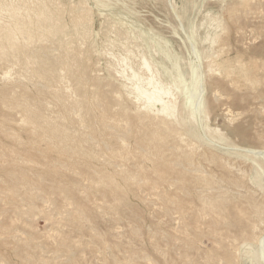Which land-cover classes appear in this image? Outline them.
Returning <instances> with one entry per match:
<instances>
[{
  "label": "rangeland",
  "instance_id": "rangeland-1",
  "mask_svg": "<svg viewBox=\"0 0 264 264\" xmlns=\"http://www.w3.org/2000/svg\"><path fill=\"white\" fill-rule=\"evenodd\" d=\"M6 3L48 4L63 32L33 23L25 50L0 49V264H264V0ZM134 72L177 102L158 142L163 117L135 97Z\"/></svg>",
  "mask_w": 264,
  "mask_h": 264
},
{
  "label": "bare ground",
  "instance_id": "bare-ground-1",
  "mask_svg": "<svg viewBox=\"0 0 264 264\" xmlns=\"http://www.w3.org/2000/svg\"><path fill=\"white\" fill-rule=\"evenodd\" d=\"M252 1V0H251ZM254 1V0H253ZM254 3V2H253ZM73 4V3H72ZM250 4H252V3H250ZM48 4H43L41 7H40V9L39 10H37V9H33V8H28V7H26V5L24 4V5H14V4H3V5H1L0 6V14H2V13H5V12H7L8 13V15H9V17H10V19H11V21H13V24H12V22H10L11 24H9L8 25V27H4V28H1V31H0V37H2L4 40H5V43H3V44H1V46H0V49L2 50V54L3 55H6V53H5V51H12V52H15V53H17V52H21V51H23V50H25L26 49V45L25 46H22L19 42H18V40H17V37L19 36V35H23L24 37H25V41H27V42H29V41H31L34 37H36V33L35 32H33V30L31 29V25L33 24V23H38V27L40 28V29H43V30H45V32H46V34L47 35H56V34H60V33H62L63 32V28L61 27V26H59L58 24H56L54 21H53V13L48 9ZM249 7V6H248ZM237 11V10H236ZM89 12V11H88ZM239 12V11H238ZM91 13V12H90ZM26 14V16L25 17H22L21 18V16H23V15H25ZM235 14V13H234ZM239 14V13H238ZM32 15H34L35 16V18H33L32 17ZM80 16V15H79ZM84 16V15H83ZM92 16V15H91ZM231 16V15H230ZM82 17V16H81ZM86 17V16H85ZM24 18V19H23ZM89 18V17H88ZM25 19H27V20H25ZM86 20V19H85ZM83 21V20H82ZM89 21V20H88ZM86 23V22H85ZM111 23V22H110ZM89 24V23H88ZM114 24V23H113ZM113 26V25H112ZM79 27V26H78ZM111 27V26H110ZM117 27V26H116ZM77 28V27H76ZM88 29V28H87ZM112 29V28H111ZM114 29V28H113ZM124 29V28H123ZM129 29V28H128ZM117 33V32H116ZM89 34V33H88ZM42 35H44V34H42ZM127 36H128V34H127ZM60 38V37H59ZM122 38V37H121ZM76 39V38H75ZM117 40V39H116ZM36 41V40H35ZM40 41V40H39ZM34 42V41H33ZM74 42V41H73ZM220 42H222V41H220ZM38 43V42H37ZM48 43V42H47ZM51 43V42H50ZM56 43V42H55ZM122 43V42H121ZM219 43V42H218ZM31 44H32V42H31ZM122 44H124V43H122ZM126 44H127V42H126ZM154 44V43H153ZM47 45V44H46ZM50 45V44H49ZM67 45V44H66ZM79 45V44H78ZM48 46V45H47ZM61 46V45H60ZM122 46V45H121ZM124 46V45H123ZM130 46V45H129ZM225 46H226V44H225ZM228 46V45H227ZM153 47L155 48V44L153 45ZM39 48H41V47H39ZM60 48V47H59ZM123 48V47H122ZM139 48H141V47H139ZM221 48V47H220ZM134 49V48H133ZM136 49V48H135ZM40 50V49H39ZM53 50V49H52ZM55 50H56V48H55ZM131 50V49H130ZM137 50V49H136ZM218 50V49H217ZM137 51H139V50H137ZM32 52V51H31ZM58 52V51H57ZM72 52V51H71ZM142 52V51H141ZM53 53V52H52ZM138 53V52H137ZM132 54V53H131ZM134 54H135V52H134ZM47 55V54H46ZM51 55V54H50ZM63 55H66V54H63ZM114 55V54H113ZM140 55V54H139ZM143 55V54H142ZM142 55H140V56H142ZM38 56H42V51H39L37 54H35L34 55V57H38ZM76 56V55H75ZM112 56V55H111ZM129 56V55H128ZM133 56V55H132ZM135 56V55H134ZM136 57V56H135ZM31 58V57H30ZM139 58V57H138ZM138 58L136 57L135 59L136 60H138ZM143 58V57H142ZM49 59V58H48ZM76 59V58H75ZM69 60V59H68ZM115 60H117L116 58H115ZM218 60V59H217ZM212 61H213V59H212ZM224 61V60H223ZM46 62V61H45ZM63 62V61H62ZM61 62V63H62ZM116 62H118V61H116ZM226 62H228V61H226ZM236 63H237V61H235ZM60 63V62H59ZM72 63V62H71ZM80 63V62H79ZM123 63V62H122ZM126 63V62H125ZM131 63V62H130ZM249 63H250V61H249ZM128 64V63H127ZM213 64H214V61H213ZM216 64V63H215ZM233 64V63H232ZM243 64H245V63H243ZM48 65V64H47ZM46 65V66H47ZM114 65V64H113ZM118 65H119V63H118ZM238 65V64H237ZM49 66V65H48ZM111 66V65H110ZM138 66V65H137ZM143 66H145L144 68H146V69H148L149 71H151V66H150V64H149V61L145 58L144 59V63H143ZM143 66H141V67H143ZM241 66V65H240ZM117 67V66H116ZM119 67V66H118ZM126 67V66H125ZM140 67V68H141ZM213 67V66H212ZM214 67H215V65H214ZM44 67H41L40 69H38V70H34V71H36L35 72V74L36 73H38L39 75H38V77L39 76H44V75H46V73H47V70L45 69V71H44V69H43ZM63 68V67H62ZM82 68H84V67H82ZM217 69H218V66L216 67ZM242 68V67H241ZM12 69V68H11ZM10 69V70H11ZM211 69V68H210ZM222 69H224V68H222ZM222 69H220L219 68V70L221 71ZM31 70H33V69H31ZM61 70V69H60ZM79 70H81L80 68H79ZM86 70V69H85ZM127 69H124V70H122V72H121V74H125V71H126ZM216 70V69H215ZM214 70V71H215ZM218 70V71H219ZM62 71V70H61ZM65 71V70H64ZM82 71V70H81ZM213 71V70H212ZM217 71V70H216ZM233 71H234V69H233ZM23 72V71H22ZM139 72H141V71H139ZM31 73V72H30ZM63 73V72H62ZM147 73V72H146ZM149 73V72H148ZM221 73V72H220ZM28 74V73H27ZM83 74V73H82ZM141 74V73H140ZM8 76V75H7ZM6 76V77H7ZM12 76V75H11ZM20 76V75H19ZM33 76V75H32ZM35 76H37V74L35 75ZM61 76V75H60ZM227 77H228V75H226ZM231 76V75H230ZM229 76V77H230ZM233 76H235V75H233ZM4 77V76H3ZM9 77V76H8ZM14 77H16V76H14ZM28 77H30V76H28ZM27 77V78H28ZM47 77V76H46ZM56 77V76H55ZM146 77V76H145ZM237 77V76H236ZM250 77V76H249ZM11 78V77H10ZM23 78V77H22ZM32 78V77H31ZM63 78V77H62ZM61 78V79H62ZM81 78V77H80ZM24 79V78H23ZM40 79V78H39ZM58 79V78H57ZM60 79V80H61ZM230 79V78H229ZM52 80V79H51ZM55 80V79H54ZM128 80H130V81H132V85H133V93L135 94V97L138 99V100H142L143 102V104H144V107H145V109H155L156 111H157V113H158V116H162L163 118H162V120L161 119H159V120H161L160 121V123H156V125L158 126V128L160 129V130H162V134H160L159 133V131H155V132H153L152 133V136L150 137V135L148 136V138L150 139V140H157V142L159 141L158 139L160 138V137H162V136H164V134H166V133H164V131H167L168 129H172V128H170V126H169V124L171 123L169 120H167V117L168 118H171L172 120H175V118L178 116V107H177V102L176 101H173L172 99H171V96L173 95V92H172V88L171 87H169L168 85H166V84H164V82L161 80V79H159L158 78V76L157 75H154L153 73H151L150 74V76H148L147 78H145V79H142V78H140L139 77V75L136 73V72H134L132 75H130V76H128ZM32 81H34V80H32ZM38 81H40V80H38ZM50 82H52V81H50ZM60 82V81H59ZM221 82V81H220ZM235 82V81H234ZM47 83H49V81L47 82ZM216 83V82H215ZM224 83V82H223ZM231 83V82H230ZM236 83V82H235ZM53 84H55V83H53ZM52 85V84H51ZM216 85V84H215ZM234 85V84H233ZM237 85V84H236ZM4 87V86H3ZM44 87H46V86H44ZM234 87H235V85H234ZM47 88V87H46ZM51 88V87H50ZM217 88H218V86H217ZM37 89H38V87H37ZM52 89V88H51ZM218 90V89H217ZM221 90V89H220ZM41 90H39V92H40ZM216 91V90H215ZM90 92V91H89ZM217 93V92H216ZM13 94V93H12ZM37 94V93H36ZM39 94V93H38ZM218 95V94H217ZM96 96V95H95ZM116 96V95H115ZM114 96V97H115ZM129 96V95H128ZM127 96V97H128ZM218 96H220V95H218ZM130 97V96H129ZM6 98H7V96H6ZM121 97H118V99H120ZM72 99V98H71ZM108 99V98H107ZM137 99H135V101L137 100ZM66 100V99H65ZM101 100V99H100ZM103 100V99H102ZM10 102V101H9ZM101 102V101H100ZM133 102V101H132ZM18 103V102H17ZM33 103H34V100H33ZM119 103H120V101H119ZM141 103V102H140ZM26 104V103H25ZM100 104V103H99ZM124 104H125V102H124ZM28 105V104H27ZM35 105V104H34ZM94 105V104H93ZM121 105H122V102H121ZM97 106V105H96ZM102 106H103V104H102ZM123 106V105H122ZM136 106V105H135ZM37 107V106H36ZM4 108V107H3ZM123 108V107H122ZM138 108H139V106H138ZM117 109H120V108H117ZM123 109H125L126 110V108L124 107ZM143 109V108H142ZM26 110V109H25ZM115 110V109H114ZM113 110V111H114ZM121 110V109H120ZM120 110H118V111H120ZM133 110V109H132ZM54 111V110H53ZM98 111V110H97ZM136 111H137V109H136ZM146 111V110H145ZM81 112V111H80ZM99 112V111H98ZM130 112H131V110H130ZM134 112V111H133ZM140 112H142V111H140ZM139 112V113H140ZM148 112V111H147ZM100 113V112H99ZM122 113V112H121ZM125 113H127L126 111H125ZM128 113H129V111H128ZM143 113V112H142ZM145 113V112H144ZM153 113V112H152ZM44 114V113H43ZM94 114H95V112H94ZM93 114V115H94ZM137 114H138V112H137ZM232 114V113H231ZM26 115V114H25ZM77 115V114H76ZM81 115V114H80ZM151 115V114H150ZM154 115V114H153ZM27 116V115H26ZM25 116V117H26ZM40 116V115H39ZM82 116V115H81ZM96 116H98V115H96ZM109 116H111V115H109ZM127 116V115H126ZM138 116V115H137ZM148 116H149V114H148ZM157 116V115H156ZM112 117V116H111ZM117 117V116H116ZM124 117V116H123ZM130 117V116H129ZM140 117V116H139ZM37 118V117H36ZM49 118V117H48ZM95 118V117H94ZM93 118V119H94ZM103 117H101V119H102ZM118 118V117H117ZM144 118V117H143ZM156 118V117H155ZM97 119V118H96ZM111 119V118H110ZM113 119H115L114 117H113ZM123 119V118H122ZM128 119H130V118H128ZM141 119H142V117H141ZM140 119V120H141ZM15 120V119H14ZM24 120V119H23ZM35 120V119H34ZM67 120V119H66ZM81 120V119H80ZM83 120V119H82ZM90 120V119H89ZM102 120H104V118L102 119ZM117 120V119H116ZM116 120H114V121H116ZM118 120H119V118H118ZM126 120V122L128 121L127 119H125ZM147 120H148V117H147ZM151 120H152V117H151ZM156 120V119H155ZM154 120V121H155ZM18 121V120H17ZM21 121H22V119H21ZM39 121V120H38ZM56 121V120H55ZM96 121V120H95ZM130 121V120H129ZM143 121V120H142ZM141 121V122H142ZM144 121H145V119H144ZM10 122V121H9ZM14 122V121H13ZM50 122V121H49ZM53 122V121H52ZM72 122V121H71ZM102 122V121H101ZM100 122V123H101ZM111 122V121H110ZM112 122H113V120H112ZM125 122V121H124ZM123 122V123H124ZM140 122V121H139ZM153 122V121H152ZM31 123V122H30ZM64 123V122H63ZM83 123H84V121H83ZM86 123V122H85ZM104 123V122H103ZM116 123H117V121H116ZM116 123H114V125L116 124ZM119 123H120V121H119ZM118 123V124H119ZM122 123V124H123ZM51 124V123H50ZM102 124V123H101ZM112 124V123H111ZM121 124V125H122ZM142 124V123H141ZM151 124V123H150ZM149 124V125H150ZM92 125V124H91ZM91 125H89L90 127H91ZM125 125V124H124ZM124 125H122V127L124 126ZM129 125V124H128ZM138 125H140V124H138ZM137 125V126H138ZM148 125V126H149ZM48 126V125H47ZM80 126H82L81 124H80ZM97 126V125H96ZM136 126V125H135ZM147 126V125H146ZM145 126V127H146ZM152 126V125H151ZM155 126V125H154ZM54 127V126H53ZM53 127H50V130H54V128ZM71 127V126H70ZM98 127V126H97ZM119 127V126H118ZM121 127V128H122ZM125 127V126H124ZM128 127V126H127ZM58 128V127H57ZM59 128H60V126H59ZM94 128V127H93ZM96 128V127H95ZM95 128H94V131H95ZM103 128V127H102ZM112 128V127H111ZM135 128V127H134ZM133 128V129H134ZM141 128V127H140ZM144 128V127H143ZM148 128V127H147ZM152 128V127H151ZM156 128V127H155ZM73 129V128H72ZM83 129V128H82ZM91 129V128H90ZM108 129H109V127H108ZM123 129H125V128H123ZM136 129H137V127H136ZM144 129H146V128H144ZM47 130V129H46ZM127 130V129H126ZM148 130V129H147ZM152 130V129H151ZM150 130V131H151ZM154 130V129H153ZM152 130V131H153ZM176 130V129H175ZM67 131V130H66ZM74 131V130H73ZM104 131V130H103ZM140 131V130H139ZM178 131V130H177ZM91 132V131H90ZM100 132V131H99ZM126 132V131H125ZM138 132V131H137ZM144 132V131H143ZM49 133V132H48ZM69 133H70V131H69ZM76 133H77V131H76ZM75 133V134H76ZM120 133V132H119ZM130 133V132H129ZM140 133V132H139ZM176 133V132H175ZM238 133V132H237ZM56 134V133H55ZM65 134V133H64ZM74 134V135H75ZM98 134V133H97ZM103 134V133H102ZM149 134V133H148ZM167 134H169V133H167ZM178 134V133H177ZM53 135V134H52ZM62 135V134H61ZM69 136H70V134H68ZM68 135H64V136H62V137H64V140L66 141V137L68 136ZM73 135V134H72ZM143 135V134H142ZM173 135V134H172ZM90 136V135H89ZM96 136V135H95ZM104 136V135H103ZM137 136V135H136ZM141 136V135H140ZM55 137V136H54ZM74 137V136H73ZM76 137V136H75ZM86 137H87V134H86ZM98 137H100V136H98ZM97 137V138H98ZM142 137H144V136H142ZM141 137V138H142ZM76 138H79V136L78 137H76ZM81 138H82V136H81ZM91 138H93V137H91ZM96 138V139H97ZM116 138V137H115ZM145 138V137H144ZM164 138V137H163ZM55 139V138H54ZM61 139V138H60ZM99 139V138H98ZM103 139V138H102ZM110 140H111V138H109ZM108 139V140H109ZM119 139H121V138H119ZM126 139V138H125ZM147 139V138H146ZM58 140V139H57ZM62 140V139H61ZM60 140V141H61ZM68 140V139H67ZM84 140V139H83ZM88 140V139H87ZM90 140V139H89ZM104 140V139H103ZM136 140V139H135ZM140 140V139H139ZM142 140H143V138H142ZM145 140V139H144ZM149 140V141H150ZM167 140V139H166ZM50 141V140H49ZM71 142H72V140H70ZM80 141V140H79ZM112 141V140H111ZM170 141H171V139H170ZM38 142V141H37ZM52 142V141H51ZM58 142H59V140H58ZM63 142V141H62ZM69 142V141H68ZM74 142H75V140H74ZM82 142V141H81ZM88 142V141H87ZM93 142V141H92ZM96 142V141H95ZM101 142V141H100ZM109 142V141H108ZM138 142V141H137ZM143 142V141H142ZM164 142V141H163ZM61 143V142H60ZM65 143V142H64ZM79 143V142H78ZM84 143V142H83ZM107 143V142H106ZM111 143V142H110ZM121 143V142H120ZM123 143H124V141H123ZM141 143V142H140ZM147 143H150V142H147ZM153 143V142H152ZM151 143V144H152ZM161 143V142H160ZM169 143V142H168ZM52 144H53V142H52ZM57 144V143H56ZM72 144V143H71ZM75 144H76V142H75ZM85 144V143H84ZM104 144V143H103ZM142 144V143H141ZM144 144V143H143ZM162 144V143H161ZM167 144V143H166ZM68 145V144H67ZM67 145H65L66 147H67ZM74 145V144H73ZM80 145V144H79ZM90 145V144H89ZM94 144H92V146H93ZM106 145V144H105ZM104 145V146H105ZM110 145V144H109ZM176 145V144H175ZM179 145V144H178ZM51 146H53V145H51ZM57 146V145H56ZM64 146V145H63ZM62 146V147H63ZM70 146V145H69ZM68 146V147H69ZM76 146V145H75ZM81 146V145H80ZM85 146V145H84ZM97 146H98V144H97ZM101 146V145H100ZM125 146H127V145H125ZM137 146V145H136ZM142 146V145H141ZM156 146V145H155ZM181 146V145H180ZM194 146V145H193ZM67 147V148H68ZM78 147V146H77ZM110 147H111V145H110ZM109 147V148H110ZM118 147V146H117ZM143 147V146H142ZM148 147V146H147ZM151 147V146H150ZM157 147V146H156ZM166 147V146H165ZM59 148H61V147H59ZM70 148V147H69ZM82 148V147H81ZM81 148H79V149H81ZM89 148V147H88ZM104 148V147H103ZM108 148V149H109ZM128 148V147H127ZM66 149V148H65ZM71 149V148H70ZM95 149H96V147H95ZM106 149V148H105ZM144 149V148H143ZM145 149H147V148H145ZM150 149V148H149ZM56 150V149H55ZM59 150V149H58ZM58 150H56V151H58ZM67 150V149H66ZM73 150V149H72ZM78 149H76V156L78 155L77 154V152L79 151H77ZM90 150V149H89ZM88 150V151H89ZM120 150V149H119ZM122 150V149H121ZM169 150V149H168ZM63 151H65L64 149H63ZM67 151H69V150H67ZM81 151V150H80ZM85 151V150H84ZM83 151V152H84ZM96 151V150H95ZM105 151V150H104ZM106 151H110V150H106ZM123 151V150H122ZM126 151H127V149H126ZM133 151V150H132ZM131 151V152H132ZM151 151V150H150ZM170 151H171V148H170ZM176 151V150H175ZM70 152H72L71 150H70ZM82 152V153H83ZM90 152V151H89ZM100 152L101 151H99V154H100ZM111 152V151H110ZM128 152V151H127ZM136 152V151H135ZM144 152V151H143ZM154 152H156V151H154ZM161 152V151H160ZM165 152V151H164ZM179 152V151H178ZM10 153V152H9ZM79 153V152H78ZM81 153V152H80ZM82 153L80 154V155H82ZM88 153V152H87ZM87 153H86V156H87ZM94 153V152H93ZM96 153H98V152H96ZM102 153V152H101ZM106 153V152H105ZM114 153V152H113ZM121 153V152H120ZM174 153V152H173ZM13 154V153H12ZM15 154V153H14ZM68 154V153H67ZM71 155L73 154V152L72 153H70ZM85 154V153H84ZM119 154V153H118ZM123 154V153H122ZM125 154V153H124ZM135 154V153H134ZM141 154H143L142 152H141ZM163 154V153H162ZM66 155V154H65ZM70 155V156H71ZM91 155V154H90ZM93 155V154H92ZM96 155V154H95ZM106 155V154H105ZM109 155H112V153L111 154H109ZM126 155V154H125ZM124 155V156H125ZM147 155H148V153H147ZM97 156L99 157V155L97 154ZM107 156H108V154H107ZM113 156V155H112ZM110 157V158H113V157ZM123 156V155H122ZM131 156H132V154H131ZM143 156V155H142ZM73 157H74V154H73ZM72 157V158H73ZM82 157V156H81ZM81 157H78V158H81ZM89 157V156H88ZM103 157V156H102ZM117 157V156H116ZM119 157H120V154H119ZM130 157V156H129ZM136 157H137V155H136ZM139 157H141V156H139ZM164 157H166V156H164ZM63 158V157H62ZM66 158V157H65ZM68 158V157H67ZM66 158V159H67ZM82 158H84V157H82ZM86 158V157H85ZM108 158V157H107ZM124 158V157H123ZM146 158V157H145ZM90 159H93L92 157L90 158ZM115 159V158H114ZM117 159V158H116ZM152 159H153V157H152ZM68 160V159H67ZM108 160H109V158H108ZM110 160H112V159H110ZM158 160V159H157ZM73 162V161H72ZM79 162V161H78ZM84 162V161H83ZM112 162V161H111ZM54 163V162H53ZM69 163V162H68ZM227 164V163H226ZM229 164V163H228ZM228 164H227V166H228ZM175 165V164H174ZM177 165V164H176ZM60 166V165H59ZM53 167V166H52ZM51 167V168H52ZM62 167V166H61ZM231 167V166H230ZM229 167V168H230ZM92 168V167H91ZM235 168V167H234ZM80 169V168H79ZM90 169V168H89ZM88 170V169H87ZM91 170V169H90ZM127 170V169H126ZM229 170V169H228ZM232 170V169H231ZM234 170V169H233ZM238 170V169H237ZM101 171H103V170H101ZM109 171V170H108ZM120 171V170H119ZM123 171V170H122ZM74 172H76L75 170H74ZM129 171H127V173H128ZM53 173V172H52ZM82 173V172H81ZM87 173V172H86ZM86 173H84V174H86ZM89 173V172H88ZM108 173H111L110 171L108 172ZM115 173H116V171H115ZM121 173H123V172H121L120 171V174ZM130 173V172H129ZM241 173V172H240ZM242 173H243V171H242ZM93 174V173H92ZM100 174V173H99ZM131 174V173H130ZM129 174V175H130ZM133 174V173H132ZM86 175H88V174H86ZM102 175V174H101ZM107 175V174H106ZM125 175V174H124ZM128 175V176H129ZM85 176V175H84ZM94 176H96V175H94ZM113 176V175H112ZM126 176V175H125ZM127 176V177H128ZM245 176V175H244ZM244 176L242 177V178H244ZM86 177V176H85ZM104 177V176H103ZM79 178H81V176L79 177ZM89 178V177H88ZM96 178H97V176H96ZM100 178V177H99ZM101 178H102V176H101ZM113 178V177H112ZM90 179H91V177H90ZM89 179V180H90ZM98 179V178H97ZM126 179H128V178H126ZM125 179V180H126ZM130 179V178H129ZM228 179V178H227ZM240 179V178H239ZM109 180V179H108ZM107 180V181H108ZM231 180V179H230ZM229 180V181H230ZM85 181V180H84ZM96 181V180H95ZM94 181V182H95ZM98 181H99V179H98ZM115 181V180H114ZM240 181H242V180H240ZM102 182V181H101ZM235 182H236V179H235ZM238 182V181H237ZM236 182V183H237ZM85 183V182H84ZM88 183H90V182H88ZM103 183V182H102ZM111 184H112V182H110ZM240 183V182H239ZM110 184V185H111ZM211 184V183H210ZM100 185V184H99ZM99 185H98V187H99ZM108 186H110L109 184H107ZM106 187V186H105ZM110 187H112V185L110 186ZM155 187V186H154ZM218 187V186H217ZM96 188V187H95ZM107 188V187H106ZM114 188V187H113ZM221 188V187H220ZM101 189V188H100ZM103 189V188H102ZM109 189V188H108ZM107 189V190H108ZM119 189V188H118ZM117 189V190H118ZM203 189V188H202ZM205 189V188H204ZM227 189V188H226ZM112 190H115L116 191V188L115 189H112ZM215 190V189H214ZM220 190V189H219ZM103 191V190H102ZM208 191V190H207ZM218 191V190H217ZM112 192V191H111ZM220 192V191H219ZM107 194H108V192H106ZM106 193H105V195H106ZM114 193V192H113ZM116 194H117V192H116ZM226 194H228V192L226 193ZM110 195V194H109ZM221 195V194H220ZM104 196V195H103ZM111 196V195H110ZM116 196V195H115ZM198 196V195H197ZM219 196V195H218ZM238 196H240V195H238ZM237 196V197H238ZM243 196V195H242ZM112 197V196H111ZM225 197V196H224ZM103 198V197H102ZM120 198V197H119ZM242 198V197H241ZM248 198V197H247ZM250 198V197H249ZM104 199V198H103ZM107 199H108V197H107ZM240 199V198H239ZM251 199H253V198H251ZM116 200V199H115ZM226 200V199H225ZM248 200V199H247ZM122 201V200H121ZM121 201H120V203H121ZM125 201V200H124ZM116 202V201H115ZM123 202V201H122ZM229 201H227V203H228ZM235 203H236V201H234ZM253 202V201H252ZM117 203V202H116ZM241 203V202H240ZM69 204H72V203H70L69 202ZM232 204V203H231ZM231 204H230V206H231ZM238 204V203H237ZM122 205V204H121ZM170 205V204H169ZM228 205V204H227ZM248 205V204H247ZM251 205V204H250ZM256 205V204H255ZM252 207V206H251ZM250 207V208H251ZM257 207V206H256ZM191 208V207H190ZM195 209H196V207H194ZM212 208V207H211ZM221 208V207H220ZM220 208H219V211H220ZM227 208V207H226ZM225 208V209H226ZM255 208V207H254ZM237 209V208H236ZM176 210V209H175ZM205 210V209H204ZM203 210V211H204ZM215 210V209H214ZM227 210H229V209H227ZM227 210H226V212H227ZM234 210V209H233ZM233 210H230V211H233ZM253 210V209H252ZM235 211V210H234ZM258 211V210H257ZM176 212V211H175ZM191 212V211H190ZM207 212V211H206ZM229 212V211H228ZM245 212V211H244ZM212 213V212H211ZM219 213H222V212H219ZM232 213V212H231ZM249 213V212H248ZM214 214V213H213ZM212 214V215H213ZM230 214V213H229ZM240 214V213H239ZM244 214V213H243ZM242 214V215H243ZM217 215V214H216ZM241 215V214H240ZM224 216V215H223ZM222 216V217H223ZM230 216V215H229ZM232 216V215H231ZM235 216V215H234ZM248 216V215H247ZM216 217V216H215ZM218 217V216H217ZM239 217V216H238ZM244 217H245V214H244ZM249 217V216H248ZM251 217V216H250ZM218 218H220V217H218ZM217 218V219H218ZM231 218V217H230ZM232 218H233V216H232ZM243 219V218H242ZM179 220V219H178ZM220 220V219H219ZM234 220V219H233ZM223 221H224V219H223ZM246 222H247V220H246ZM179 223V222H178ZM198 228V227H197ZM264 236V232H262L261 234H259L258 236H256V238L254 239V240H257V241H260L261 239H262V237ZM223 238V237H222ZM264 239V238H263ZM260 261V260H259ZM260 264V263H259Z\"/></svg>",
  "mask_w": 264,
  "mask_h": 264
}]
</instances>
